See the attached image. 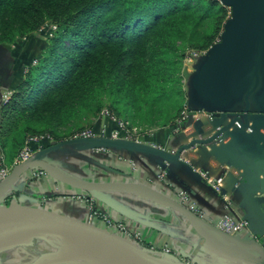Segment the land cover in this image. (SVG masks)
Instances as JSON below:
<instances>
[{
    "label": "trees",
    "instance_id": "1",
    "mask_svg": "<svg viewBox=\"0 0 264 264\" xmlns=\"http://www.w3.org/2000/svg\"><path fill=\"white\" fill-rule=\"evenodd\" d=\"M226 19L218 0H0V59L8 50L11 79L19 67L21 76L1 104L3 150L14 135L36 127L53 134L104 105L122 116L131 110L139 123L177 128L187 102L182 61H168L167 52L178 40L194 39L200 27L203 46H211ZM42 30L47 43L21 67L16 59L24 41L15 40Z\"/></svg>",
    "mask_w": 264,
    "mask_h": 264
},
{
    "label": "water",
    "instance_id": "2",
    "mask_svg": "<svg viewBox=\"0 0 264 264\" xmlns=\"http://www.w3.org/2000/svg\"><path fill=\"white\" fill-rule=\"evenodd\" d=\"M219 1L230 8V17L224 23L220 40L209 46L206 53L196 60V72L190 77L188 85L203 110L212 112L213 120L210 125L213 128L221 127L205 136L200 120H193V111L201 107H189L192 112L189 113L186 124L192 123L194 137L179 143L176 150L157 149L142 143L101 137L75 138L58 144L52 142L49 147L15 164L8 176L0 182V217L14 221L4 228L8 231L6 233L32 230L38 236L50 235L76 240L124 264H205L199 257H191L183 251H179L180 257L174 254H152L96 225L40 205L24 204L17 198L7 204L2 201L8 191L14 190L20 177L29 168H40L55 180L99 199H102L99 191L121 190L135 192L139 197L149 199L156 205L173 209L204 237L205 246L211 249L214 245L208 241L205 230L214 235L223 232L175 198L133 182L83 180L65 172L47 155L54 149L79 142H87L92 148L115 146L158 155L166 161H175L200 177L190 164L182 160L181 152L195 144L209 143L221 133L230 138L222 145L220 158L225 159L229 165L242 169L241 177L232 192L239 190L240 186L247 192L245 199L252 213L244 219L248 221V225L257 216L264 220V132L261 131V128L264 130V0ZM235 123L240 128L234 126ZM247 128L250 131H246ZM181 139H185L183 134ZM162 169H165L164 165ZM261 174L263 177H260ZM199 224L203 226V230ZM241 243L245 247L249 244L247 251L243 247H228L230 254H240L238 258L232 257L233 260H237L239 264H264V259L253 249L256 247L264 256L263 237L259 241L253 240L252 243ZM183 257H190V261L181 260Z\"/></svg>",
    "mask_w": 264,
    "mask_h": 264
},
{
    "label": "crops",
    "instance_id": "3",
    "mask_svg": "<svg viewBox=\"0 0 264 264\" xmlns=\"http://www.w3.org/2000/svg\"><path fill=\"white\" fill-rule=\"evenodd\" d=\"M6 51L8 52V50ZM25 52H28L26 46L23 50H19L18 60L16 59V61H21V67L23 65L22 59H25ZM6 62L9 64L7 68L0 66V112L2 96L12 91L13 84L21 77L19 67L17 73L14 74V80L13 78L11 79L9 72H11L13 65L10 66L11 60L9 59ZM99 120L105 125L107 130H110L114 126L112 121L107 117H102ZM193 120H196L194 116ZM185 129V136L188 137L194 130V127L187 126ZM174 132L165 129L161 133L151 137L155 138L156 143L163 145L166 149L176 150L179 145V139L176 132ZM70 145L72 146L71 149L69 145H66L62 151L63 156L66 158L63 159L61 153L58 152L56 155H60V157H57L54 163L65 172L83 180L97 181L98 174L91 172L86 174L83 169L82 171H77L73 167L70 168V161L72 159L75 160L76 157L87 161L88 164L92 163L100 166L107 175L106 177L101 176L100 179L104 181H125L134 178L138 182L146 183L153 186V188L155 187L164 194L173 190H185L190 201L194 202L203 211V218L209 223H214L215 220L223 215H228L238 221L252 213L251 207L245 199L247 192L241 186L239 190L231 192L229 200L225 201L200 177L190 173L175 161H166L158 155L115 146L94 151L87 142ZM51 153L54 154L56 151ZM51 153L47 155L50 160L52 158ZM130 159L135 160L138 167L136 170H130ZM162 165L165 166L163 182L157 181L158 173L163 170ZM85 170H87V165L85 166ZM29 173L26 171L20 177L13 190V194L21 203L33 206L40 205L85 221L87 217L85 202L69 196L85 191H79L61 183L48 174L32 177ZM99 192L102 199L86 193L93 197L95 205L106 212L107 215L123 221L130 227L140 231L141 239L145 243L157 247L167 244L171 248H183L185 253L191 257L194 255L196 248H193V246L198 242L199 237L181 214L176 213L170 208L150 204L139 196L122 191L116 193L113 190H102ZM176 225L177 228H175ZM175 229L177 231H173ZM190 230L194 234L188 235ZM177 233L178 236L176 235ZM237 235H239L238 240L240 242L252 243L253 240L259 241L262 237L264 241V220L260 216H257L255 221L249 222L247 229L237 233ZM127 240L132 242L128 238ZM183 260L190 261V257H183Z\"/></svg>",
    "mask_w": 264,
    "mask_h": 264
},
{
    "label": "rangeland",
    "instance_id": "4",
    "mask_svg": "<svg viewBox=\"0 0 264 264\" xmlns=\"http://www.w3.org/2000/svg\"><path fill=\"white\" fill-rule=\"evenodd\" d=\"M225 7H226V10H227V18H229L230 14H231V12H230L231 10H230L229 7H227V6H225ZM222 29L219 31V33H218L219 35H220ZM44 31L45 30H42L41 32L40 31H36V32H33V33H29V34L25 35L24 37L17 38L15 40L16 43L24 41V46L21 47L22 48L21 50H23L25 46L28 48V52H25L26 53L25 57L29 58L30 55H34V54L38 55L41 52L42 48L47 43V39H46V37L44 35ZM204 31H205V27H200L198 32H197V34L195 35L194 39H192L191 41H186V39L185 40L184 39L178 40L175 43L176 49H175L174 53L173 52H167L166 59L168 61H172L174 59H179V60L182 61V65L180 67L181 68L180 69V76H181V82L180 83H181L182 89L185 90L186 101L187 102L184 104L183 109L180 111L179 119H182V117L185 114H187L189 112H192V110L189 111V109H188L189 107H191L192 109L199 108V107H201L200 109H204L196 101V98L192 95V90H191L190 86L188 85V81H189L190 77L196 72V62L194 61L192 56H194L195 53H202V54L206 53L207 49L209 48V47L203 46L204 42H205V40H204V37H205ZM218 34H217V36H215L213 43H215L217 41V39L219 38ZM11 47L13 49H16V45L13 46V44H12ZM5 53H6V55L3 56V58H2L3 61L6 62L8 59L11 60V57H10V55L7 54V51H5ZM34 64H36L35 60H33L31 62V65H34ZM104 109H107L109 111L108 107L106 105H104L97 112H95V114H93V115H89L88 114V115H83V116H79V117H76V118H72V119L68 120L67 122H65L64 124L60 125L59 128L56 131L53 132V134L41 132L40 129L38 127H36L37 132H34V133L25 132L24 136L14 135V139H13L14 141L12 142L11 140H9L10 145L6 149V152L3 150L4 151V155H5V163L8 166L11 165L10 164L11 160L14 161V159L16 158V156L18 155L19 151L21 150V148H22V146H23V144L25 142V139L27 137L35 136L36 138H40V137H43L44 135L48 136V139L47 140H42L41 141L42 145L38 146V149L42 150L44 148L49 147L50 143H52V142L54 144H58L60 142H63V141L69 140V139H75L76 135H79L83 131L91 130V131H95V132L98 133L100 130H102L104 128L107 129L105 127V125L102 124L101 121L99 120L102 117L103 118L106 117L103 114ZM123 109H124L123 106H119V108H118V110L116 112L121 113L123 111ZM111 113L119 120L128 121L129 128H130L131 131H133V133H135V135H138V136L147 135L148 137H151V136H153V135L155 136L158 133H161L163 131V128L159 125V123H158L159 121H157V120H155L153 122V124H148L145 121L144 122H140V123L137 122V120L135 118L130 117L131 110H128L126 112L125 116H122L121 114L117 115L115 112H111ZM182 120H185V119H182ZM134 128H135V130H134ZM177 128H175V130H178V132L175 131L176 134L179 133V131H182V130H184V132H186L185 131L186 129H185L184 125H182L180 128L179 127H177ZM209 128H210V125H207L205 127L206 130H208ZM164 129H168V128H164ZM171 131L174 132V129H171ZM69 147H70V149L72 148L71 145H69ZM63 148H65V146L59 147L57 149H54L52 151V152L56 151V153H54V154L50 152L51 153L50 155L52 157L51 158L52 161H54L57 157L58 158L60 157V155H56L58 152L61 153L63 159L66 158L62 154ZM92 150H94V148ZM11 156L13 157L12 159H11ZM130 161H131L129 163L130 170L131 171L136 170L138 167H137V164H136L135 160L130 159ZM86 165H87V170H85V166ZM72 167L74 168V170H77V171L78 170L82 171V169H83V171H85L86 174L89 173V172L94 173V174L97 173L98 174V177H97L98 180L97 181H104V180L100 179L101 176H104V177L107 176L100 166H97V165L92 164V163L88 164L87 161H85L83 159H79V157H76L75 160L72 159L70 161V168H72ZM164 172L165 171L162 170L161 172L158 173L157 181L163 182V178L165 176ZM100 173H101V175H100ZM120 182H133V183H138L140 185H143L145 188L148 187L149 189L150 188L154 189V190L156 189L155 187L153 188V186L147 185L146 183L138 182L134 178L130 179V180H125V181L121 180ZM113 191L117 193V192H119L121 190H113ZM123 192L138 196L135 192H128V191H123ZM145 200L148 201L150 204L156 205V203H154L153 201H151L149 199H145ZM98 209H100V208L98 207ZM97 226L99 228H102V229L112 233V234H116V235H118V236H120V237H122L124 239H127L126 237L121 236V232L120 231H112L109 228H106L102 224H99ZM201 227H202V230H203L204 228H203L202 225H201ZM175 228H177V225L175 226ZM173 231H177V229H175ZM193 231L199 237L198 242H196V244L193 246V248H196L195 249L196 251L194 252L193 256L199 257L200 259L204 260L205 264H239V262L237 260H235V259L233 260L232 259L233 255L228 252V247L229 246L230 247H234V248L243 247L247 251V246L248 245H246V247H245V244L241 243L240 240H238V236L239 235H237V233H228V232H225L223 230H220L223 233H216L215 234L216 235L215 237L220 242L219 245L218 244H213L214 246L211 249H209L208 247L205 246L206 240L204 239V237H202L194 229H193ZM192 234H194V233L190 230V232H188V235H192ZM176 235L178 236V233ZM42 238L39 237V238H36V239H30V240H28L25 243L19 244V246H21V247H23L25 249H32L34 247H35V249H37L42 244L41 243L42 242ZM208 241H209V238H208ZM57 243H58V247H57V251H55V253L52 252L51 250H49L48 248H45V246H44L40 251L37 250L36 251L37 253L33 252L32 256L30 254L29 258H31V259H30V261H28L29 262L28 264H30V263L31 264L32 263L33 264H47V262H50L49 261L50 257L53 256V255L55 256V254L68 258L70 252L73 251V249H71V247L69 246V241H67L66 239H59V241ZM210 243H212V242H210ZM12 247L16 248V246H12ZM253 249H255L257 251V253L260 252L256 247H254ZM171 251L173 252V254L175 256H179V257H180L179 251L185 252L183 248L182 249L181 248H171ZM35 253L38 254L39 256L35 257ZM260 256L262 258L263 252H262L261 255H259V257ZM11 257H13L12 259H13L14 262H16V264H24V263H22V260H20V259H23V257L22 256L20 257V255H18L17 253L14 254V256H12L11 253L5 254V258H11ZM39 257H41V258L39 259ZM35 258H37V259H35ZM181 260H183V259H181ZM5 262H7V261L5 260ZM5 262L3 261L1 264H4ZM50 264H64V263H51L50 262ZM68 264H75V263H69L68 262ZM192 264H196V263L194 262Z\"/></svg>",
    "mask_w": 264,
    "mask_h": 264
},
{
    "label": "built area",
    "instance_id": "5",
    "mask_svg": "<svg viewBox=\"0 0 264 264\" xmlns=\"http://www.w3.org/2000/svg\"><path fill=\"white\" fill-rule=\"evenodd\" d=\"M52 28H54V26ZM220 35L216 42L220 40ZM204 54L205 53L203 54L195 53L194 56L192 57H200ZM10 94L11 91L4 94L1 98V102L2 103L5 102L9 98ZM189 113L185 114L182 117V119L185 120L182 119L180 120L181 124L180 126H178L179 128L182 125H184V127L187 126L193 127L192 123L186 124L187 121L186 119ZM103 114L104 116L109 118L110 121H112V123L114 124V126L110 130L104 128L100 130L98 133L91 130L83 131L79 135H76V138L101 137V138H108L111 140L121 139L124 141H130L138 144L140 143L146 144L157 149H166L165 147H163V145H160L153 141L146 140L147 139L146 137H148L147 135L144 136L135 135V133H133V131L130 130L128 121L117 119L107 109H104ZM193 116L194 118H196V120H200L202 124L201 127L204 130L203 134L205 136L210 135L211 133H213V131L221 127V126H216L213 128L210 125V121L213 120V114L211 112H207L203 109H197L193 111ZM207 125H210V128L208 130L205 129ZM234 126L240 128V125L238 123H235ZM175 131L178 132V130ZM194 131L195 130H193L188 137H185L184 130L179 131V133H177L179 143H182L184 141H189L192 137H194L193 136ZM246 131H250V129L247 128ZM261 131L264 132L262 128ZM181 134H183V137H185V139L183 140L181 139ZM229 138L230 137L225 133H221L220 136H218L209 143L202 145L195 144L192 147L183 150L181 152L182 160L190 164L192 168L198 172L201 179L205 183H207L215 192H217L221 196V198L225 201L229 200V195L232 192L233 188L237 186L238 179L241 177L242 174V169H238L235 166L229 165L225 159L220 158V151L222 145H224L229 140ZM47 139L48 136L46 135L40 138H36L35 136L27 137L25 139V142L21 150L19 151L18 155L16 156V158L14 159L13 163L10 166H8L5 163V155L0 142V182L3 181L8 176L11 168L15 164L35 155L36 152L39 150L38 146L42 145L41 141ZM104 149H107V147L104 146L94 147L95 151H100ZM27 171L30 172L29 174L32 177H40L44 174H47L44 170L40 168H29ZM260 177H263V175L261 174ZM167 195L175 198L180 203L184 204L199 217L201 218L203 217L204 215L203 211L200 208H198L194 202L190 201L185 190L169 191ZM70 197L85 202L86 210H87V217L85 221L87 223L93 225L102 224L106 228H109L112 231H120L121 236L128 238L133 243L140 246L141 248L146 249L148 252L152 254H173V252L171 251V247H169L167 244H164L161 247H157L155 245H150L145 243L141 239L140 231L130 227L127 223L123 221L114 219L113 217L107 215L103 210L98 209V207L94 203L93 197H91L86 192L75 193L70 195ZM15 198L16 197L13 194V190H10L6 194L5 198H3L2 203L7 204L9 201L14 200ZM212 224L218 229L228 233H240L248 228V221L246 219L243 218L236 221L228 215H223L219 217Z\"/></svg>",
    "mask_w": 264,
    "mask_h": 264
},
{
    "label": "bare ground",
    "instance_id": "6",
    "mask_svg": "<svg viewBox=\"0 0 264 264\" xmlns=\"http://www.w3.org/2000/svg\"><path fill=\"white\" fill-rule=\"evenodd\" d=\"M13 222H14L13 219H9V218L5 219V218L0 217V264L3 261L5 262V260L7 262H5L4 264H16V262H14L12 259L13 257L5 258V254H7V253H11L12 256H14V254L17 253L18 255H20V257L21 256L23 257V259H20V260H22V263L28 264L29 263L28 261H30V259H31V258H29L30 254L32 256L33 252H36L37 250L40 251L44 246H45V248H48L49 250H51L52 252L55 253V251H57V247H58L57 242L59 241V239H63L61 237L50 236V235L49 236H38L32 230H25L24 232H18V233L15 232L13 234L12 233H9V234L6 233L8 231L4 230V228L8 227ZM199 225L201 227V224H199ZM205 232H206V235L209 238L210 242H212L213 244L219 245L220 242L218 241V239L215 237V235L213 233H211L209 231H205ZM39 237L40 238L43 237V238H42V242H41L42 244L37 249H35V247L32 249H25V248L19 246V244H21V243H25L30 239H36ZM67 241H69V246L71 247V249H73V251H71L69 254L70 257L68 256V258H67V257L59 256V255L55 254V256L53 255L49 259V261L51 263H64V264L66 263V264H68V262H69V263H75V264H124V263L119 262L118 260L113 259L108 254L101 252V251H98L96 249H93L89 246H86L85 244H83L81 242H77L76 240L74 241V240H69V239ZM12 246H16V248H13ZM36 253H35V257L39 256ZM261 254H262V252H259V255H261ZM232 255L235 258L240 257V254L238 252H233ZM40 258L41 257H39V259ZM35 259H37V258H35ZM262 259H264V256H262ZM50 262H47V264L48 263L50 264Z\"/></svg>",
    "mask_w": 264,
    "mask_h": 264
},
{
    "label": "flooded vegetation",
    "instance_id": "7",
    "mask_svg": "<svg viewBox=\"0 0 264 264\" xmlns=\"http://www.w3.org/2000/svg\"><path fill=\"white\" fill-rule=\"evenodd\" d=\"M0 66L3 67V68L4 67L7 68V62L3 61V59L2 60L0 59Z\"/></svg>",
    "mask_w": 264,
    "mask_h": 264
}]
</instances>
